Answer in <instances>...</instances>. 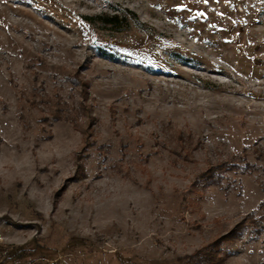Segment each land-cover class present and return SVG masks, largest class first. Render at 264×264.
<instances>
[{
    "label": "rangeland",
    "instance_id": "obj_1",
    "mask_svg": "<svg viewBox=\"0 0 264 264\" xmlns=\"http://www.w3.org/2000/svg\"><path fill=\"white\" fill-rule=\"evenodd\" d=\"M239 222L222 264H264V0H0V264H194Z\"/></svg>",
    "mask_w": 264,
    "mask_h": 264
},
{
    "label": "trees",
    "instance_id": "obj_2",
    "mask_svg": "<svg viewBox=\"0 0 264 264\" xmlns=\"http://www.w3.org/2000/svg\"><path fill=\"white\" fill-rule=\"evenodd\" d=\"M85 20L89 23H100L102 29L110 30L113 32H123L129 26L128 19L126 16H121L118 13L113 14H101L98 16H84ZM259 218L256 217V220ZM255 220V221H256ZM240 222L237 223L233 228L223 233L216 240L212 241L208 245H205L201 250H198L191 258L194 259V264L199 262L200 264H222V257L218 255L220 244L225 240H232L238 238L240 235Z\"/></svg>",
    "mask_w": 264,
    "mask_h": 264
}]
</instances>
